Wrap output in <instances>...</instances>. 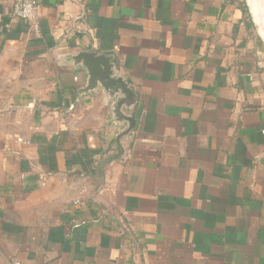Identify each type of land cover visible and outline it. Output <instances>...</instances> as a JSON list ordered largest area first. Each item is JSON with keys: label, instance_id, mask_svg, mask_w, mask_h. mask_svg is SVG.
<instances>
[{"label": "crops", "instance_id": "crops-1", "mask_svg": "<svg viewBox=\"0 0 264 264\" xmlns=\"http://www.w3.org/2000/svg\"><path fill=\"white\" fill-rule=\"evenodd\" d=\"M38 2L35 37L0 0V264H264L262 12ZM80 51L134 92L121 149Z\"/></svg>", "mask_w": 264, "mask_h": 264}, {"label": "water", "instance_id": "water-1", "mask_svg": "<svg viewBox=\"0 0 264 264\" xmlns=\"http://www.w3.org/2000/svg\"><path fill=\"white\" fill-rule=\"evenodd\" d=\"M247 2L254 21L258 20V12H262V26L258 21L255 26H261L264 34L263 2L260 0H247ZM70 59L74 66L81 65L88 75L86 84L79 89L78 93H88L96 87H100L107 99L111 101L110 106L114 124L116 126L125 124L123 128L116 132V143L121 149L120 138L127 136L134 126V119L128 113L135 103L134 92L124 78L116 75L112 56L94 51H80L72 55Z\"/></svg>", "mask_w": 264, "mask_h": 264}, {"label": "built area", "instance_id": "built-area-1", "mask_svg": "<svg viewBox=\"0 0 264 264\" xmlns=\"http://www.w3.org/2000/svg\"><path fill=\"white\" fill-rule=\"evenodd\" d=\"M11 14L27 23L29 31L35 37L40 36L39 30V2L38 0H10ZM21 142L20 137L16 138Z\"/></svg>", "mask_w": 264, "mask_h": 264}]
</instances>
